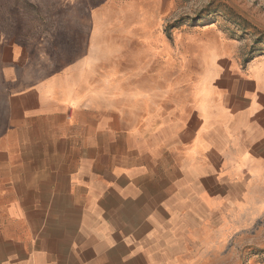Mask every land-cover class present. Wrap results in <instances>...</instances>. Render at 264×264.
I'll use <instances>...</instances> for the list:
<instances>
[{
  "label": "crops",
  "instance_id": "crops-1",
  "mask_svg": "<svg viewBox=\"0 0 264 264\" xmlns=\"http://www.w3.org/2000/svg\"><path fill=\"white\" fill-rule=\"evenodd\" d=\"M259 62L213 67L194 102L170 95L166 111L153 94H135L144 108L134 116H88L68 89L11 85L0 264H174L203 219L227 226L233 213L264 207Z\"/></svg>",
  "mask_w": 264,
  "mask_h": 264
},
{
  "label": "rangeland",
  "instance_id": "rangeland-1",
  "mask_svg": "<svg viewBox=\"0 0 264 264\" xmlns=\"http://www.w3.org/2000/svg\"><path fill=\"white\" fill-rule=\"evenodd\" d=\"M256 61L264 0H0V125L11 85L40 81L70 90L86 114L134 116L135 94L166 111L171 98L194 102L213 67ZM230 219H203L172 263L264 264V207Z\"/></svg>",
  "mask_w": 264,
  "mask_h": 264
}]
</instances>
